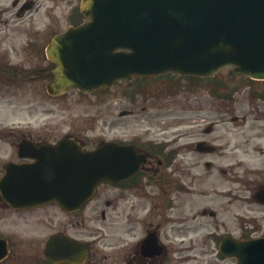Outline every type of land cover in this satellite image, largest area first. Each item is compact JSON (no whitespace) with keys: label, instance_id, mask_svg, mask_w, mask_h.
<instances>
[{"label":"flooded vegetation","instance_id":"1","mask_svg":"<svg viewBox=\"0 0 264 264\" xmlns=\"http://www.w3.org/2000/svg\"><path fill=\"white\" fill-rule=\"evenodd\" d=\"M80 2L0 0V118L41 112L40 105L21 99L27 92L42 95L46 82L53 79V64L45 52L51 40L89 20ZM74 91L81 108L62 106L43 112L57 118L67 110L60 121L69 125L64 134L6 131L0 121V179L10 165L29 167L36 162L34 157H20L23 141L29 144L22 153L29 156L41 145L71 139L83 150L105 144L132 146L143 153L144 160L129 178L100 183L88 202L70 211L55 202L12 207L7 199L17 186L4 184L0 239L6 241V256L0 264H232V258L219 252L223 239L242 241L264 234L262 219L252 215L264 211V205L254 200L264 187V173L253 188L252 176L260 173L251 167H257L247 166L243 162L247 158H237L240 147L221 145L217 105L210 107L216 119L208 122L199 119V105L188 110L166 105L136 111L132 104L130 109L118 110L116 105H97L105 92L96 91L93 95L100 93L99 97H90ZM149 95L136 94L140 98ZM187 112H194L191 124ZM136 116L148 123L156 119L154 135L130 137L122 131L125 119ZM203 122L206 126L200 132L186 129ZM259 125L264 127V123ZM98 126L95 135L88 134ZM253 152L264 158V150L254 148ZM25 174L33 172L11 173L14 177Z\"/></svg>","mask_w":264,"mask_h":264},{"label":"water","instance_id":"2","mask_svg":"<svg viewBox=\"0 0 264 264\" xmlns=\"http://www.w3.org/2000/svg\"><path fill=\"white\" fill-rule=\"evenodd\" d=\"M84 7L92 20L62 36L69 40L65 61L56 62L57 78L47 86L53 95L70 86L88 92L168 72L210 77L226 65L232 75L264 79V0H85ZM127 157L114 147L75 149L41 175L22 178V201L46 197L72 209L100 181H117ZM234 249L237 264H264V238Z\"/></svg>","mask_w":264,"mask_h":264},{"label":"rangeland","instance_id":"3","mask_svg":"<svg viewBox=\"0 0 264 264\" xmlns=\"http://www.w3.org/2000/svg\"><path fill=\"white\" fill-rule=\"evenodd\" d=\"M219 89V94L231 95L232 99L225 101L218 96L213 99L211 93V88L216 86ZM175 86V87H174ZM174 86L169 83L165 85L161 82H155L150 86V95L146 100L140 98L133 105L128 100L122 98L123 87L116 86L109 95L106 96V105H116L119 108H129L131 105L134 110L140 111L142 107L146 108L148 111L150 108L163 107L166 105L170 106H180L188 110L191 106L199 105L201 106V112L199 113V119H205L206 121L215 120L216 117L211 112V105H217L219 113L216 115L219 118V124L217 126V135L220 137V143L225 146L236 145L242 150L236 152L238 153L237 158L250 157L253 161L258 163L260 157V152L251 153L252 148L259 150H264V140L260 139H250L246 143V139L250 137V132L246 129L245 124H231L230 121L233 117H238L239 121L241 118L252 122L264 121V83L258 84L256 82L247 81L243 77H230L228 75V68L223 69L214 78L210 80H195V79H178V82ZM152 94V95H151ZM27 98L29 101L36 103V105H41V110L56 111L62 106L81 108V101L75 96L74 92L71 91L67 96L60 100H47L46 97L42 95H37L34 92H27L23 98ZM12 98V97H11ZM87 108H84L86 110ZM90 111L91 108H88ZM67 110L62 113L66 114ZM151 115H156L155 111L150 112ZM163 112L161 111V118H163ZM187 123H192L191 120L194 117V112H187ZM61 116L57 118L55 116H46L44 114H39L37 117H28L27 115H11L9 119L6 120V128L19 127L27 128L34 133L40 135H61L64 134L68 129V124L61 125ZM258 117L260 120H256ZM146 118L141 116H136L135 118L125 119V125L122 131L130 137H140L143 134L149 132V136L154 135V126L156 124V119L153 123H148ZM206 123V122H204ZM204 123L198 124L193 128L187 126V131L191 132L194 129L196 132H200L204 127ZM60 127V129L57 127ZM100 126L96 127V131L92 133L88 131V134L95 135ZM259 130L256 129L255 131ZM116 131H121L116 128ZM163 136V134L161 135ZM249 162V161H248ZM249 164H251L249 162ZM260 168H264V158L259 160ZM258 173L261 169L257 168ZM260 177L252 176V179L258 180ZM254 187V186H253ZM252 215H256L262 219L261 226L264 228V211L259 209L258 211L252 212ZM3 223L2 221H0ZM209 259V257H208ZM220 264V263H219Z\"/></svg>","mask_w":264,"mask_h":264}]
</instances>
